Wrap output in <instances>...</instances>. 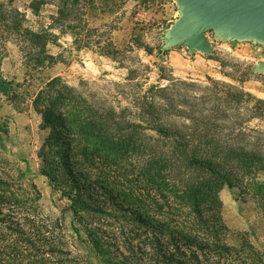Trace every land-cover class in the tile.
I'll list each match as a JSON object with an SVG mask.
<instances>
[{
  "label": "rangeland",
  "instance_id": "rangeland-1",
  "mask_svg": "<svg viewBox=\"0 0 264 264\" xmlns=\"http://www.w3.org/2000/svg\"><path fill=\"white\" fill-rule=\"evenodd\" d=\"M35 1L0 0V15L13 14L24 27L53 32L57 38L47 51L58 58L40 68L21 50L20 35L0 25V76L20 85L18 98L0 94V125H9V162L0 161V176L12 181L7 195L26 200L23 205L0 200V219L23 222L32 233L40 229L46 246L83 264H100L93 243L119 264H264V213L240 186L226 185L219 193L221 230L215 238L232 252L200 249L166 229L165 200L153 186L140 182L136 188L132 172L123 171L114 174L113 191L102 186L94 168L76 163L59 144L49 147L52 129L33 106L34 95L57 76L96 102L131 112L138 95L153 84L170 85L171 79L196 83L202 93L213 78L264 99V70L257 71L264 44L220 39L210 30L204 35L209 51H191L185 43L165 49L167 30L182 17L178 0H42L41 6ZM67 1L71 4L62 7ZM61 10L69 16H61ZM251 126L264 133V121ZM138 192L142 209L133 201ZM138 209L148 211L149 220H142ZM249 246L259 258L248 257Z\"/></svg>",
  "mask_w": 264,
  "mask_h": 264
},
{
  "label": "trees",
  "instance_id": "trees-1",
  "mask_svg": "<svg viewBox=\"0 0 264 264\" xmlns=\"http://www.w3.org/2000/svg\"><path fill=\"white\" fill-rule=\"evenodd\" d=\"M35 3L41 6L44 2ZM70 4L67 1L62 7ZM58 13L69 16L62 10ZM0 25L4 31L20 35L21 50L40 68L58 62L47 51L57 38L50 30L24 27L23 20L13 14L0 15ZM170 81L166 86L153 84L138 95L133 103L136 110L131 112L106 101L96 102L57 76L34 95L33 106L52 129L49 147L59 144L76 163L94 168L102 186L113 191L116 173L132 172L136 188L140 182L146 183L164 198L162 209L168 215L164 226L172 235L200 249L229 254L233 247L221 245L215 238L221 230L219 193L223 187L240 186L264 213V133L251 126L254 120L264 121V99L213 78L202 93L196 90V83ZM19 86L0 76V94L18 98ZM8 134L9 125H0V161L7 165ZM18 175L22 178L25 174L19 171ZM11 182L0 176V200L23 205L26 200L7 195ZM32 185L39 200L41 193L35 183ZM133 196L142 209L141 192ZM77 203L73 204L75 214ZM138 210L142 220H149L148 211ZM170 215L175 224L170 223ZM23 225L14 219H0V264H83L60 248L46 246L47 238L40 229L32 233ZM91 247L100 264H119L108 257L101 244ZM249 250L250 259L259 258L255 249L249 246ZM173 257L170 254L167 259Z\"/></svg>",
  "mask_w": 264,
  "mask_h": 264
},
{
  "label": "water",
  "instance_id": "water-1",
  "mask_svg": "<svg viewBox=\"0 0 264 264\" xmlns=\"http://www.w3.org/2000/svg\"><path fill=\"white\" fill-rule=\"evenodd\" d=\"M178 1L182 17L167 30L165 49L185 43L191 51H209L211 47L204 35L210 30L220 39L264 44V0ZM261 70L264 63L257 68Z\"/></svg>",
  "mask_w": 264,
  "mask_h": 264
}]
</instances>
